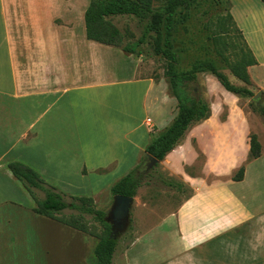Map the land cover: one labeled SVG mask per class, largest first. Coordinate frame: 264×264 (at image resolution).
I'll use <instances>...</instances> for the list:
<instances>
[{"label": "crops", "instance_id": "crops-1", "mask_svg": "<svg viewBox=\"0 0 264 264\" xmlns=\"http://www.w3.org/2000/svg\"><path fill=\"white\" fill-rule=\"evenodd\" d=\"M89 1L0 0V143L17 138L0 148V160L17 148L19 154L39 161L43 165L39 168L56 170L78 196L105 205L112 201L111 186L140 163L152 138L171 123L177 102L164 78L139 74L141 54L87 39L84 12ZM228 3L256 60L248 74L264 93L259 75H254L264 69V61L258 59L240 20L252 19L253 32L264 39V3ZM205 77L211 91L216 87L214 77ZM212 107L193 137L207 142L208 149L219 142L222 160L232 167L240 130L220 129L213 135L209 127L217 119ZM236 121L238 127L248 128L241 141L247 155L249 124L243 113ZM30 132L32 139L23 142ZM190 147L186 132L159 162L163 170L176 162L180 183L190 190L176 210L160 220L174 221L172 229L167 225L160 232L161 264H264V209L253 207L251 212L238 198L218 195L213 181H208L211 161L204 162L206 177L187 172L192 164ZM14 178L0 177V264H87L89 237L96 238L36 213L32 197L17 192ZM244 221L256 226L253 239L214 240ZM144 232L136 231L114 261L131 264L137 260L132 252L137 245L153 248L141 241Z\"/></svg>", "mask_w": 264, "mask_h": 264}, {"label": "rangeland", "instance_id": "rangeland-1", "mask_svg": "<svg viewBox=\"0 0 264 264\" xmlns=\"http://www.w3.org/2000/svg\"><path fill=\"white\" fill-rule=\"evenodd\" d=\"M232 1H234L236 5L246 2V0ZM165 2L166 0H155L154 7L163 5ZM208 5L211 4L204 3L192 6L189 10L190 17L185 22L186 27H183L179 30L177 45L179 54L178 66L182 70H187L190 68L191 63L194 60L210 57L217 63L220 70L228 76L231 83L238 86H243L244 83L234 77L231 74L229 67L225 65L216 55L215 47H218V45L214 46V44L207 39V35L209 33H215L218 31L216 26L218 24L219 18H222L221 16H224L226 13H228V1L222 0L218 6L216 4H212L211 7ZM206 8H208V14L205 15L204 10H206ZM182 12H184V10H182ZM244 19L245 16H240L242 25L246 29L251 43L258 51V59L264 61V39L259 33L253 32V20ZM112 21L121 31L127 30L128 33H131L134 40L140 36L142 26L136 18L124 15L113 17ZM206 21H208L210 28L209 30L204 27ZM226 21L228 26H230L231 21H228L227 19ZM226 37L228 38L231 48L235 42L238 41V39H236V33L231 29L229 30ZM139 50L141 52L140 54L142 56L143 62L139 74L150 75L156 79H165V62L162 58L154 55L152 51L151 39H148L145 44L141 45ZM235 51H237V48L234 50H228V58L230 62L235 59L233 53ZM207 74L208 73L199 74L197 84H193L192 87L197 93L199 92V94L207 98V100L210 102V105L213 106L212 110L215 113L214 117L217 120L215 119L216 121L214 122V125L209 127V129H211L213 135L219 134L220 129L240 130V132H238L240 135L237 137V139L240 141V146L234 149V154H232L234 161L232 163L233 166L231 167L221 158L222 152L219 151V142L213 144L210 149H208L209 144L203 139L199 142H196V139L193 137V135L196 133V130L202 128V123L199 122L191 126L187 131V136L190 137L191 142V147L188 149V157L190 158L192 164L189 167H186L185 170L189 173H195L206 177L204 176L206 171L203 168L204 162L206 160L211 161L213 163V168L209 170L210 175L208 176V181H213L212 183L215 184L214 186H216V192L218 195L223 194L238 198L242 205H244L251 212L253 207H255L258 211H262L264 209V115H261L256 107L257 105H264V94L260 93L257 86L252 83L251 87L254 95L260 93L258 98L254 99L253 95L251 98L237 97L236 99L234 98V94L226 91L223 87H220V83L215 78L214 81L216 83V87L209 91L205 77ZM257 74L259 75L258 79H260V83L262 86H264V69L260 67L258 73L254 72V75ZM242 113L245 115L249 124V139L251 135H255L260 144V156L252 160L247 159V155L244 151V142L243 144L241 143V141L244 139L247 126L246 124H241L239 127L237 126V116L241 115ZM228 119H230V121H228ZM220 123L224 125L219 126ZM25 138L26 139H24L23 142L30 141L32 139V132H30ZM16 139V136L3 138L0 143V148L4 149L7 144L10 145V143ZM12 162L22 163L23 165L33 169L44 181V186H53L63 195L66 201L69 202L71 197H78L79 194L75 193L78 191L75 189H68L65 181L62 180L64 177L62 175H58L56 170H52L51 168H39V166H43L39 161L34 162L31 154H19L17 148L0 160V177L13 176L11 175L12 173L8 168L9 163ZM241 167L244 168L242 180H232L233 176L238 175L239 169ZM171 169H173V171ZM180 169L181 168H179V170ZM147 173H149V176L144 179L143 185L137 189L134 196L135 198L131 209L132 221L130 227L125 233L116 238L118 240V247L115 253L120 251L124 246H127L136 236L134 233L136 231H140L141 229L145 230V235L143 234L141 241L149 242V245L147 246L154 247L139 249L140 245H137L132 250L133 255H135V259L137 260L131 264H161L160 246L157 243L161 240L160 232L163 228H166L167 225L172 226L170 227V229H172L174 227V221L172 217L162 223L160 220L168 213L175 211L176 207L185 197L189 195L190 192L189 188L187 187L176 189L166 186L158 181V177L161 176L171 182H175V184L180 183V173L178 171L176 162L172 164L168 163L167 169L164 170L161 169V165H158L154 169L147 171ZM70 179H74L72 175L70 176ZM71 181L75 185L77 184V181ZM14 182L15 183L13 184L17 188V192H23L30 195L20 180L14 178ZM32 190L37 199L40 200L44 198L43 190L38 188H32ZM109 195L112 196L111 191L109 192ZM32 200L34 204H36L33 198ZM111 203L112 201L110 198L107 204L103 205L95 203V207L107 212ZM75 212V210L64 209L61 214L67 215ZM84 218L86 225L91 232H94V234H100L102 232L103 228L99 222L95 221L90 215L87 214L84 215ZM255 227L256 226L251 225L248 226L247 221H244V223L240 225L232 224V226L226 230V232H224L221 236L214 238V240L247 241L254 238ZM89 240L86 260L87 264H93L95 262L93 248L96 240L91 237H89ZM151 242L154 244H151ZM114 258L115 256L113 257L112 264H120L117 261H114Z\"/></svg>", "mask_w": 264, "mask_h": 264}, {"label": "trees", "instance_id": "trees-1", "mask_svg": "<svg viewBox=\"0 0 264 264\" xmlns=\"http://www.w3.org/2000/svg\"><path fill=\"white\" fill-rule=\"evenodd\" d=\"M154 1L90 0L84 12V25L87 39L120 48L126 53L139 55L141 53L139 47L151 39L154 55L164 60V77L170 95L177 102V111L171 123L155 135L145 148V154H150L160 162L181 143L191 126L211 115L210 102L192 87L193 84H197L199 74L208 73L212 75L226 91L238 98H251L254 92L247 68L256 64V60L242 32L228 11L224 16H221L222 18H219L216 26L218 31L209 33L207 39L214 46L218 45L215 47L216 55L229 67L231 74L242 81L244 85L238 86L231 83L228 76L220 70L217 63L210 57L194 60L187 70L180 69L177 50L178 35L179 30L186 27L185 22L190 17L189 10L194 5L204 3L211 4L208 5L210 7L212 4L218 6L222 0H166L163 5L156 7H154ZM261 1L264 3V0ZM204 14H208V8L204 10ZM124 15L136 18L142 26L140 36L135 40L131 33H128L127 30L121 31L112 21L113 17ZM226 19L231 21L230 26L226 23ZM204 27L210 29L208 21L205 22ZM230 29L236 33V39H238L232 48L226 37ZM235 48H237V51L233 52L235 59L230 62L228 50ZM258 91L264 94L262 91ZM256 108L261 115H264V105H257ZM259 156L260 144L256 136L251 135L247 159L252 160ZM145 160L146 155L143 156L137 166L111 186L112 196L117 194L135 196L137 189L143 185L144 179L149 176V173L141 169ZM159 162L152 169L157 167ZM8 168L12 175L24 184L26 190L35 200L36 206L33 210L36 213L54 218L65 225L94 236L96 243L93 248L95 257L93 264H112L118 247V240L110 236V224L104 219L106 211L96 208L92 198L74 196L68 202L53 186H44V181L33 169L19 162L9 163ZM243 175L244 168L241 167L238 175L233 176L232 180L240 181ZM158 181L172 188H183L181 183L175 184V182L161 176L158 177ZM32 188L43 190L44 198L37 199ZM64 209H71L76 212L63 215L61 213ZM85 214L90 215L101 224L103 229L100 234H94L89 230L84 218Z\"/></svg>", "mask_w": 264, "mask_h": 264}, {"label": "water", "instance_id": "water-1", "mask_svg": "<svg viewBox=\"0 0 264 264\" xmlns=\"http://www.w3.org/2000/svg\"><path fill=\"white\" fill-rule=\"evenodd\" d=\"M260 93L253 96L258 98ZM146 160L141 166L145 172L152 169L159 161L146 153ZM133 206V196L114 195L109 210L104 217L105 221L110 224V236L117 238L125 233L131 224V209Z\"/></svg>", "mask_w": 264, "mask_h": 264}, {"label": "built area", "instance_id": "built-area-1", "mask_svg": "<svg viewBox=\"0 0 264 264\" xmlns=\"http://www.w3.org/2000/svg\"><path fill=\"white\" fill-rule=\"evenodd\" d=\"M148 123L150 122V120L147 118V120H146Z\"/></svg>", "mask_w": 264, "mask_h": 264}]
</instances>
